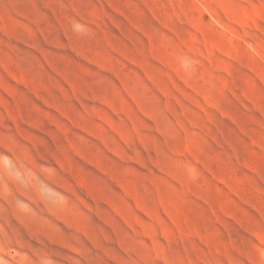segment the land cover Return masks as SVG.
Instances as JSON below:
<instances>
[{
  "label": "rangeland",
  "instance_id": "obj_1",
  "mask_svg": "<svg viewBox=\"0 0 264 264\" xmlns=\"http://www.w3.org/2000/svg\"><path fill=\"white\" fill-rule=\"evenodd\" d=\"M0 264H264V0H0Z\"/></svg>",
  "mask_w": 264,
  "mask_h": 264
}]
</instances>
